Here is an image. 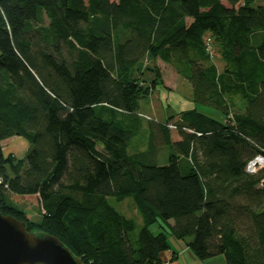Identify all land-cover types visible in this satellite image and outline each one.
<instances>
[{
	"label": "trees",
	"instance_id": "trees-1",
	"mask_svg": "<svg viewBox=\"0 0 264 264\" xmlns=\"http://www.w3.org/2000/svg\"><path fill=\"white\" fill-rule=\"evenodd\" d=\"M254 1L0 0V212L84 264H164L171 237L199 260L264 264V168L245 171L264 154ZM157 60L220 119L193 108L144 122L141 102L162 85ZM141 128L146 148L131 153ZM12 136L28 142L23 158L2 153ZM129 197L135 236L107 200ZM17 200L33 201L39 220Z\"/></svg>",
	"mask_w": 264,
	"mask_h": 264
},
{
	"label": "water",
	"instance_id": "water-1",
	"mask_svg": "<svg viewBox=\"0 0 264 264\" xmlns=\"http://www.w3.org/2000/svg\"><path fill=\"white\" fill-rule=\"evenodd\" d=\"M0 264H84L56 237L28 232L25 224L0 212Z\"/></svg>",
	"mask_w": 264,
	"mask_h": 264
},
{
	"label": "crops",
	"instance_id": "crops-1",
	"mask_svg": "<svg viewBox=\"0 0 264 264\" xmlns=\"http://www.w3.org/2000/svg\"><path fill=\"white\" fill-rule=\"evenodd\" d=\"M170 69L172 70V68H170ZM160 72H161V79H162V85L161 86H162L164 91H162V92L160 91L159 92V90L156 87L151 92V94L149 95V97H148V99L146 101V104H148L147 109H148L149 112L153 113V115H154V112H155L156 107H157V110H158L157 112L160 113V116L162 114V116H161L162 118L157 120L159 123L165 121V119L168 116L175 115V114H178L181 111H185V110H189V109H193V108H195L196 110L202 108L201 109L202 113H204L206 115H209V116H211L213 118L220 119V117L218 116V114L215 111H213V110H211L209 108H206V107H202V106L193 104V102L190 99V96H191V88H190V86L184 80H182L174 71H173V73H174L175 78H177L176 80H179V81L181 80L182 82H184L185 87L187 88V94L186 95L180 94L179 92L176 91V87L178 85V81H176V85H174V87H172V88L169 87L168 84H167L166 78L164 77L163 72L162 71H160ZM172 92L179 93L181 95V97H180L181 100L180 101L183 102L182 103V107L185 106L184 102H186L187 104H189L187 106L188 108L179 109L175 114H168L166 117H163V105H162L163 102L162 101L167 102L168 101V96L167 95L168 94H173ZM151 98L152 99L154 98V101H153L154 102V106L152 104V101H150ZM166 107H167L166 109H168V106H166ZM233 108H234V110L236 112H239V111H241L242 106L240 104H237V105H234ZM140 109H141V107H140ZM144 126H145L144 128L146 130V128H147L146 123H144ZM147 136H148V133L146 131V133H144V141H143V144H142L143 147L140 148L139 151H144V149L146 148V145H147L146 144V138H147ZM169 138H170L171 142H175L177 140L176 135L173 134L171 131L169 132ZM3 144H4V146H2ZM23 144H24V146H23ZM28 147H29L28 142L24 138L19 137V136H12L10 138H6V139L1 141L2 153L4 155L11 154L14 157L19 158V159L23 158L25 156L26 152L28 151ZM158 156L160 157V159L161 158H165L164 155H162V157H161L159 152H158ZM169 239L171 240L170 244L172 242V246H174V247H173V249L170 248V250L164 252L161 255V258H162V261H163L164 264H216L217 262L221 264V261H219L220 259L217 260V257L216 258H211V259H206V260H199L198 258H196L193 255V253L187 247H185L184 245H183V247H181L182 246L181 244H183V243H181V241L176 240V239H174L172 237L169 238Z\"/></svg>",
	"mask_w": 264,
	"mask_h": 264
},
{
	"label": "rangeland",
	"instance_id": "rangeland-1",
	"mask_svg": "<svg viewBox=\"0 0 264 264\" xmlns=\"http://www.w3.org/2000/svg\"><path fill=\"white\" fill-rule=\"evenodd\" d=\"M253 6H257V5H264V0H255L254 3L252 4ZM213 61L215 63V65L217 66V69L221 70L222 68V62L219 58V54L217 52L216 49L213 50ZM156 64L159 68L160 71L163 72L164 77L166 78L167 84L169 87H174V85H176V81H178V85L176 87V91L179 92L180 94L186 95L187 94V88L185 87L184 82H182L181 80H176L177 78H175L173 71L170 69V66H166L164 63H162L161 61L157 60ZM157 89L159 90V92L164 91L162 86L159 85L157 86ZM177 92H172L173 94H168V101L164 102L162 101V105H163V117H166L168 114H175L179 109H184V108H188L187 106L189 104H187L186 102H184L185 106L182 107V103L181 100V95ZM152 104L154 106V98L151 100ZM148 104H146V102L142 101L141 102V111L139 112V117L141 119L145 121H157L158 119H161L162 114L160 116V113L157 112V107L156 110L153 113L149 112L147 109ZM168 106V109H166ZM150 108V107H149ZM151 109V108H150ZM202 108L198 109L200 112H202L201 110ZM204 110V109H203ZM147 112V113H146ZM149 112V113H148ZM144 125V123H143ZM170 131L174 134V130L170 129ZM143 141H144V129L141 128L140 133L133 138L130 147L128 148L129 152H134L136 150L139 151L140 148L143 147ZM108 203L110 206H112L117 212L121 213L122 215H124L126 218H131L136 222V229L134 231V236L136 235L137 231L139 230L140 226H141V217L132 201V199L129 198H125L122 201H116L113 198H108ZM16 203V201H15ZM19 207L23 208L24 210H26L32 217L33 221H38L39 220V215L37 214V209H36V204L33 201L30 200H26V201H18L16 203ZM150 231L153 234H156L159 232L158 226L156 224L150 226ZM171 240L169 239V242ZM183 247L184 244H181ZM174 246H172V242H171V249H173ZM217 260L221 261V264H225L224 262V258L223 256H216ZM216 257H212V258H216ZM211 259V258H209ZM216 264H220V263H216Z\"/></svg>",
	"mask_w": 264,
	"mask_h": 264
},
{
	"label": "built area",
	"instance_id": "built-area-1",
	"mask_svg": "<svg viewBox=\"0 0 264 264\" xmlns=\"http://www.w3.org/2000/svg\"><path fill=\"white\" fill-rule=\"evenodd\" d=\"M206 42H207V49L210 50L209 39H206ZM168 127L170 129L174 128L172 125H169ZM261 168H264V154H261L260 152L256 153L246 161L245 171L249 174H253L256 171L260 170Z\"/></svg>",
	"mask_w": 264,
	"mask_h": 264
},
{
	"label": "bare ground",
	"instance_id": "bare-ground-1",
	"mask_svg": "<svg viewBox=\"0 0 264 264\" xmlns=\"http://www.w3.org/2000/svg\"><path fill=\"white\" fill-rule=\"evenodd\" d=\"M22 140H23V139H22ZM17 142H18V141H17ZM5 143H6V142H5ZM15 143H16V142H15ZM8 145H9V144H8ZM2 146H4V144H3ZM13 146H14V145H13ZM23 146H24V144H23ZM13 148H14V147H13ZM23 151H24V150H23ZM16 152H17V151H16ZM18 153H19V152H18ZM18 153H17V154H18Z\"/></svg>",
	"mask_w": 264,
	"mask_h": 264
}]
</instances>
